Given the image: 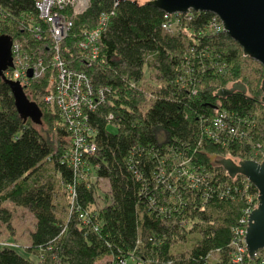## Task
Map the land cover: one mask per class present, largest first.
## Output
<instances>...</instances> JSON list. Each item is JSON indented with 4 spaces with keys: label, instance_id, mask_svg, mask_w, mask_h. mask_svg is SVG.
<instances>
[{
    "label": "trees",
    "instance_id": "16d2710c",
    "mask_svg": "<svg viewBox=\"0 0 264 264\" xmlns=\"http://www.w3.org/2000/svg\"><path fill=\"white\" fill-rule=\"evenodd\" d=\"M150 1L91 0L61 45L66 68L86 74L94 94L95 108L78 121L91 129L82 135L96 150L83 154L79 168L71 157L75 131L44 99L57 90L56 70L48 64L44 79L24 89L40 120L18 111L13 81L0 77V221L11 220L8 203L36 220L28 248L0 243V264H211L214 254L215 264H236L247 180L231 178L216 158H262L264 75L257 85L244 76V62L253 59L211 29L212 14L179 17L169 33ZM38 14L34 0H0V37L42 24ZM102 15L99 56L84 60L78 46ZM32 37L35 61L49 39ZM149 69L156 74L148 83ZM235 83L247 92L218 96ZM100 90L105 100L98 103ZM57 190L70 198L67 218L56 212ZM249 258L243 264H259Z\"/></svg>",
    "mask_w": 264,
    "mask_h": 264
},
{
    "label": "built area",
    "instance_id": "2783aa9c",
    "mask_svg": "<svg viewBox=\"0 0 264 264\" xmlns=\"http://www.w3.org/2000/svg\"><path fill=\"white\" fill-rule=\"evenodd\" d=\"M38 9V18L42 24H32L28 25V29L20 27L22 31V37L20 40L12 39V63L13 67L9 68L4 75L8 77L11 81L18 83L23 89L27 88L31 83H38L45 77L46 66L49 64L56 70V76L54 80L57 79V90L50 92V94L45 97V101L51 105H58L63 112V118L65 121L70 123L71 128L75 131V141L76 150L71 152V157L76 168H79L82 164L83 154H92L95 152L96 147L94 143L88 144L82 135V126L78 119L81 118L82 110L88 109L93 110L95 106L91 103V98L93 97V89L91 86V81L86 74L79 71H73L66 68L65 62L61 56V45L63 41L69 36L71 29L74 25V20L80 16H83L91 5V0H34ZM120 0L116 2L118 4ZM193 13H200L190 11L186 14H165L166 22L164 28L169 33H173L178 27V18L182 19H192ZM106 15H102L98 26L94 30L85 31V40L80 43L78 48L80 49V57L84 60L93 61L99 56L98 40L100 38L101 32L105 29ZM45 28V29H43ZM211 29L214 32L222 31L225 33L223 23L216 16L213 15V22L211 24ZM28 31V35H27ZM42 40L44 34L48 35V42H44L42 48L35 49L37 54L36 60L32 61L33 54L29 50L31 39ZM226 34V33H225ZM65 35L66 38H65ZM64 36V37H63ZM64 38V39H63ZM32 71L33 81L29 82V72ZM35 76V77H34ZM55 83V84H56ZM99 92V97L95 102H104L105 97L102 90ZM225 115V114H224ZM112 117V116H111ZM110 117V118H111ZM86 119V118H85ZM215 126H222L221 120L217 119L215 121ZM90 137L92 131L90 128H85L83 131ZM256 154H259L256 153ZM262 158L253 157V160L258 163L264 161V154L261 155ZM228 174V173H227ZM246 178V177H245ZM246 192L248 193L247 200L249 207L245 211L243 226L238 228L239 239L234 243L237 249V257L235 259L236 264H243V260L248 256V250L246 246V233L248 228V219L253 210L256 209L258 205V190L251 184V182L246 178ZM254 188L257 193L250 194V189ZM70 193H74L73 187H70ZM84 222H88V218L81 215ZM250 259V258H249ZM252 260V259H250ZM258 260L259 264H264V251H259L255 255V259Z\"/></svg>",
    "mask_w": 264,
    "mask_h": 264
},
{
    "label": "water",
    "instance_id": "95a60500",
    "mask_svg": "<svg viewBox=\"0 0 264 264\" xmlns=\"http://www.w3.org/2000/svg\"><path fill=\"white\" fill-rule=\"evenodd\" d=\"M149 4L169 15L186 14L190 11L216 15L223 23L226 35L239 44L244 55L264 68V0H151ZM12 67V39L2 36L0 77L5 78L4 73ZM29 77H32V71L29 72ZM11 89L18 111L26 118L40 120L41 112L38 106L27 98L24 89L15 82H12ZM261 89V101L264 105V79ZM237 91L246 93L247 88L242 83H235L229 88L221 89L218 96L227 97ZM216 164L223 167L231 178L238 175L246 177L259 192V203L249 214L246 233L248 255L254 260L256 253L264 251V161L237 162L229 158H216Z\"/></svg>",
    "mask_w": 264,
    "mask_h": 264
},
{
    "label": "rangeland",
    "instance_id": "374dc122",
    "mask_svg": "<svg viewBox=\"0 0 264 264\" xmlns=\"http://www.w3.org/2000/svg\"><path fill=\"white\" fill-rule=\"evenodd\" d=\"M22 35L14 39L20 40ZM66 36L67 35H65V38ZM259 64L260 63L254 60H246L244 62V68L242 70L244 76L248 77L249 79L251 78L250 80H255L256 85L259 83L261 76L264 75L262 74V65L260 64V66ZM155 74L156 73L154 72V70L149 69L146 76V82L149 83V81L151 80H153L154 82ZM29 79V82L33 81V77ZM145 85L151 89V86H149V84L145 83ZM146 86H144V88H146ZM109 130L112 133L116 132V128L114 126H109ZM46 174L47 176H51L50 173H45V175ZM101 186L106 190L105 183H101ZM68 202H70V198L65 194V191L57 190L55 198L56 212L62 218H67L68 212L65 207L67 206ZM4 208L11 214V220L9 224L0 221V243L19 249L28 248L31 245V234L35 230L36 220L34 215L27 208L18 207L11 203L5 204ZM217 259L218 255L214 254L211 264H215V260Z\"/></svg>",
    "mask_w": 264,
    "mask_h": 264
}]
</instances>
